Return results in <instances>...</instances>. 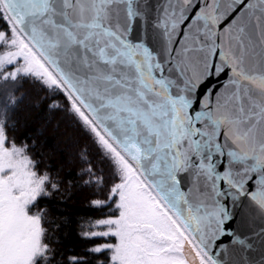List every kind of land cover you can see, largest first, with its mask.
<instances>
[{"label": "snow or ice", "instance_id": "6c2138e0", "mask_svg": "<svg viewBox=\"0 0 264 264\" xmlns=\"http://www.w3.org/2000/svg\"><path fill=\"white\" fill-rule=\"evenodd\" d=\"M212 2L0 0L9 34L37 32L38 46L64 74L66 87L42 85L10 64L0 73V127L22 128L53 192L66 185L58 212L65 230L77 194L95 206L86 193L97 179L91 161L103 129L138 146L181 198L195 264H264V98L243 87L242 41L225 37L250 0L209 23L201 12ZM199 68L203 79L194 75ZM161 92L186 102L182 120ZM77 227L85 228L83 220ZM62 258L84 259L72 251Z\"/></svg>", "mask_w": 264, "mask_h": 264}, {"label": "rangeland", "instance_id": "374dc122", "mask_svg": "<svg viewBox=\"0 0 264 264\" xmlns=\"http://www.w3.org/2000/svg\"><path fill=\"white\" fill-rule=\"evenodd\" d=\"M4 37L0 36V69L15 64V72L52 81L47 67L18 33ZM1 131L0 127V264H32L42 246L39 222L27 209L42 183L28 172V157L5 145ZM127 171L119 189L120 216L103 223L108 228L103 236L115 237L111 264H187L181 251L189 243L187 236L133 169Z\"/></svg>", "mask_w": 264, "mask_h": 264}, {"label": "trees", "instance_id": "16d2710c", "mask_svg": "<svg viewBox=\"0 0 264 264\" xmlns=\"http://www.w3.org/2000/svg\"><path fill=\"white\" fill-rule=\"evenodd\" d=\"M16 33L15 28L9 31L0 23V36L4 39L11 37ZM1 50V46H0ZM17 65L13 71L17 69ZM7 68L0 69V73H5ZM52 81L43 80L30 74H21L32 82H42V85H49L53 82L58 87L62 86L49 73ZM63 103V100L59 101ZM5 145L16 147L22 155L28 157L27 170L33 177L42 183V190L39 196L27 209V213L38 220L40 226V242L42 251L37 255L32 264H73L68 259L62 258L70 251L75 252L84 259L76 260L75 264H111L113 259V246L115 237L113 235L103 236L108 228L103 223L115 221L120 216L119 192L123 184L127 170L131 169L129 165L113 150L109 142L99 133V150H93L92 166L96 169L95 186L87 190V197H91L94 207L87 205L84 196L77 194L73 200H70L69 206L74 209V221L65 230L64 221L58 215L62 211L61 198L66 196V185H61L60 192H53L49 187L45 171V162H41L36 152L39 150L32 149L26 145L22 139L23 130L18 126L9 123L1 127ZM30 144V142H29ZM54 178L56 173H51ZM103 177V179H101ZM55 218V219H53ZM83 220L85 228L77 227V223ZM100 223V225H99ZM54 224L61 227L57 230ZM113 224L109 230H113ZM86 231L88 239L82 238L78 233ZM55 256V259L52 257Z\"/></svg>", "mask_w": 264, "mask_h": 264}, {"label": "water", "instance_id": "95a60500", "mask_svg": "<svg viewBox=\"0 0 264 264\" xmlns=\"http://www.w3.org/2000/svg\"><path fill=\"white\" fill-rule=\"evenodd\" d=\"M239 0H223L219 11H215L216 0H213L209 8L202 10L201 15L209 22L215 23L222 20L224 16L229 14L234 7H237ZM46 5L41 3L37 5L36 11L43 12ZM22 38L36 52L40 59L47 65L53 75L58 79L62 86L66 87L64 74L57 65L50 59L46 51H42L37 44L38 33L25 31L15 28ZM226 39L233 38V43L239 39L242 41L246 49V62L242 69V79L246 81L243 87L249 91L258 93L260 98H264V71H254L257 65L264 62V4L260 0H250V4L246 6L237 17L234 25L229 26V31L225 34ZM198 79H203L206 71L199 68L194 72ZM150 86V85H149ZM160 96L164 98V102L171 105L172 111L176 117L183 119V113L187 104L183 100H172L167 97L166 92H161ZM100 132L112 144L116 151L134 168L143 183L149 188L154 196L160 201L165 209L172 215L175 221L187 234L192 244L195 241L190 237V230L187 228V213L181 210V198L175 192H170L166 185L161 182L157 176L159 171L155 166L148 167L145 153L138 147L134 146L127 140L117 141L109 136L103 129ZM183 255L188 264H195V251L186 244L183 247Z\"/></svg>", "mask_w": 264, "mask_h": 264}]
</instances>
